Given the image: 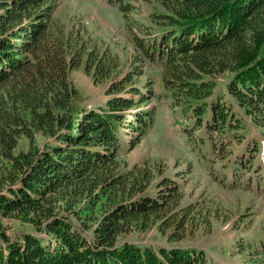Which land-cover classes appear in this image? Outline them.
Listing matches in <instances>:
<instances>
[{
    "label": "trees",
    "instance_id": "16d2710c",
    "mask_svg": "<svg viewBox=\"0 0 264 264\" xmlns=\"http://www.w3.org/2000/svg\"><path fill=\"white\" fill-rule=\"evenodd\" d=\"M109 2L133 41L126 62L83 25L68 28L61 0H0V264H218L201 248L121 241L152 229L181 240L198 222L161 160L129 162L156 122L153 100L177 112L220 182L264 195L250 133L264 135V0ZM138 4L147 12L131 22ZM81 66L105 85V105L81 104L71 79ZM5 219L28 229L10 236ZM261 238L238 244L242 264H264Z\"/></svg>",
    "mask_w": 264,
    "mask_h": 264
},
{
    "label": "rangeland",
    "instance_id": "374dc122",
    "mask_svg": "<svg viewBox=\"0 0 264 264\" xmlns=\"http://www.w3.org/2000/svg\"><path fill=\"white\" fill-rule=\"evenodd\" d=\"M135 10L130 14L131 22L133 18L139 17L138 13L144 19L147 7L138 4ZM56 15L68 28L73 23L83 25L93 43L101 48H110L125 62L135 53L126 18L119 7L109 0H61ZM155 69L154 66L149 68L148 75L158 72ZM71 79L79 90L81 104L88 107L105 105L108 99L105 85L96 83L82 66L73 68ZM149 106L156 111V122L141 143L131 150L129 162H142L148 158L161 160L167 167L166 172L181 183L183 203L196 205L198 222L197 226L190 228V234L181 240H170L167 235L152 229L123 235L121 241L156 249L172 246L201 248L207 252L210 260L218 264L247 262V253L238 244L250 241L256 233L262 234L261 239H264L263 193L244 188L242 184L233 187L220 182L215 169H210L212 164L196 158L185 137L180 134L177 112L165 101L157 104L153 100ZM250 133L259 139L264 151L261 130L252 126ZM26 146V140L22 139L21 147ZM257 160L264 165V153L256 159L255 165L258 164ZM4 223L7 233L13 237L28 229V226L14 219H5Z\"/></svg>",
    "mask_w": 264,
    "mask_h": 264
}]
</instances>
